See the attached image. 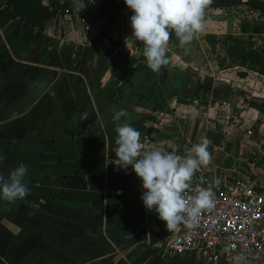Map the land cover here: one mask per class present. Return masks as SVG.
<instances>
[{
  "label": "crops",
  "instance_id": "crops-1",
  "mask_svg": "<svg viewBox=\"0 0 264 264\" xmlns=\"http://www.w3.org/2000/svg\"><path fill=\"white\" fill-rule=\"evenodd\" d=\"M5 3L0 0V155L6 157L0 173L7 177L26 165L30 194L15 203L0 200V264H222L193 254L170 256L141 234V182L131 167L125 174L111 163L112 113L125 109L142 142L153 130L144 150L185 157L183 146L205 138L212 150L216 129L227 127L229 116L240 124L254 120L261 125L264 76L239 67L221 71L216 59L213 69L220 76L198 75L189 98L191 83L177 85V78L168 77L170 57L162 71L149 72L141 59L135 63L131 55L138 45L127 44L124 36L121 54L104 56L95 40L103 35L105 17L97 15V37L71 36L66 18H51L38 32L14 19ZM209 10L232 14L222 24L230 22L233 35H241L243 22L250 23L247 34L253 22L264 29V17L244 6ZM255 38L260 43L264 34ZM177 96L188 104H179ZM218 107L227 111L226 121ZM228 137L220 141L232 140ZM223 150L213 148L215 156Z\"/></svg>",
  "mask_w": 264,
  "mask_h": 264
},
{
  "label": "clouds",
  "instance_id": "clouds-1",
  "mask_svg": "<svg viewBox=\"0 0 264 264\" xmlns=\"http://www.w3.org/2000/svg\"><path fill=\"white\" fill-rule=\"evenodd\" d=\"M212 0H124L132 15L129 17L131 38L142 47V57L149 70L159 73L169 63V41L174 33L179 45L190 44L203 31L205 9ZM95 3V2H90ZM86 2L77 4L78 13ZM115 133L111 163L117 171L129 167L141 182V196L145 209L155 212L165 224L167 232L175 231L181 224L192 230L197 227L201 213L213 207L210 188L197 187L195 195L186 196L191 180L201 166L211 162L209 141L205 138L194 144L188 155L181 157L174 152L160 150L142 151L150 143L141 141V133L128 119L125 109L113 110ZM122 118H124L122 120ZM6 159L0 155V162ZM28 168L23 163L13 168L7 177L0 173V200L15 203L24 200L30 189L24 182ZM218 183V181H216ZM242 261L243 255L239 257Z\"/></svg>",
  "mask_w": 264,
  "mask_h": 264
},
{
  "label": "rangeland",
  "instance_id": "rangeland-1",
  "mask_svg": "<svg viewBox=\"0 0 264 264\" xmlns=\"http://www.w3.org/2000/svg\"><path fill=\"white\" fill-rule=\"evenodd\" d=\"M86 1L87 0H81L82 3ZM93 1L96 4V11L94 15H98L102 20L105 17L102 26L103 35H101L100 39L95 40L96 46H103V55H113L116 57L118 54H121L118 47L122 36H124L123 38L126 39L127 44L135 42L136 46L134 47H137L138 45L137 48H133V55H131L135 60V63H138L140 59L143 63H145L144 58L142 57L141 44H137L136 41L131 38L129 17L132 13L127 9L126 5L117 6L116 0ZM238 12L244 13V11ZM231 15L232 14H230L229 11L214 13L209 10V7H207L204 15V29L196 35L190 44L181 47L177 38H170L167 57H170L171 63L166 67L170 72L168 77H171L173 80L177 78V82L180 81V83H176L177 85L188 80L191 83V91L188 92V97L190 96L189 98L194 97H192V95L195 91V84L198 75L207 79H213L220 76H216V70L213 69V62L216 61L217 56H223V52L220 48H218L216 54H212L209 47L204 42V37L207 34L215 32L219 33L218 36H222L224 33H229V29H231L232 26L231 23L229 22V25L226 24V26L222 23H224V20L230 18ZM95 22L98 23V26L93 27L90 34H83L81 25H79L77 21H72L70 23L72 26L71 36L75 34L78 37H85L96 34V32H99L97 29L100 27L99 23L101 20L96 18ZM116 35L119 39L111 44L112 38H116ZM78 37L76 38L78 39ZM128 54V58H131L130 52ZM143 65L146 67L147 71L152 72L147 68L146 64ZM163 69L164 66L161 71ZM238 83L239 81H236V84ZM240 85L244 86L245 83L241 82ZM181 90L182 89H180V91ZM181 92L182 93H180V95H182L184 91L182 90ZM175 99L176 101L179 99L185 100L184 98L178 96L175 97ZM215 99H218V96H215ZM189 100L191 101V99ZM244 109L246 108H243V110ZM217 110H219V113L223 117V121H226L228 119L227 111L225 109H220V107H218ZM229 118L228 122L230 120V124L225 123V125L227 124V127L223 126V124L216 129L217 136L215 144L211 145L212 150H210V146H208V151L211 154V162L214 166H216V168H209V164L206 167V170L208 173L216 172L221 177L226 179L231 177L243 178L251 182L253 186L261 185V187L264 188V121L261 119V125L257 124V121L254 120H249L240 124L238 120L234 121L231 116H229ZM236 125L239 126L236 127ZM231 126H233V130L230 128ZM248 131L251 132L250 135L247 133ZM174 135V137H177L176 133ZM227 136H229L228 139L232 138V140L220 141V139H224V137L227 138ZM194 144H196V142H194ZM215 146L222 148V150L225 149L221 152L218 151L217 155L219 156V159L218 156H215V152L213 151ZM189 149L190 148L188 146H186V148L184 146L182 147V150L185 152H188ZM142 151L146 150L142 149ZM262 193H264V189ZM247 264H264V257L250 253L248 255Z\"/></svg>",
  "mask_w": 264,
  "mask_h": 264
},
{
  "label": "built area",
  "instance_id": "built-area-1",
  "mask_svg": "<svg viewBox=\"0 0 264 264\" xmlns=\"http://www.w3.org/2000/svg\"><path fill=\"white\" fill-rule=\"evenodd\" d=\"M55 1L65 7L63 15H54V20L77 21L82 33L92 32L97 24L96 4L90 3L93 0H87V6L79 13L77 4L82 3L81 0ZM116 4L125 5L124 0H116ZM190 184L186 196L195 195L193 189L197 187L210 188L214 204L201 213L197 227L189 230L181 224L166 240L158 243L168 255L193 254L222 264H246L250 253L264 257V193L261 189L243 178L226 179L216 172L208 173L204 166L195 173Z\"/></svg>",
  "mask_w": 264,
  "mask_h": 264
},
{
  "label": "trees",
  "instance_id": "trees-1",
  "mask_svg": "<svg viewBox=\"0 0 264 264\" xmlns=\"http://www.w3.org/2000/svg\"><path fill=\"white\" fill-rule=\"evenodd\" d=\"M5 6L11 12L12 17L18 20L24 27H33L38 32L45 31L51 18L54 15H63L64 5L61 6L55 0H6ZM244 6L252 12L259 13L264 17V1L261 0H212L208 6L213 10H228ZM250 23L243 22L240 26L241 35L226 33L222 36L207 34L204 42L209 47L212 54H216L220 48L223 56H217V67L219 70H227L239 67L264 76V41L255 35L264 34L261 24L253 22L252 33L247 34ZM171 38H176L174 33ZM138 44L139 42L136 41ZM140 44V43H139ZM239 77H244L243 72H238ZM179 104H188L186 100H177ZM153 133L148 129L147 140H150ZM140 212V232L144 236L145 232L150 243L157 244L166 240L172 232H167L163 221L159 220L155 212H149L144 205L139 206Z\"/></svg>",
  "mask_w": 264,
  "mask_h": 264
},
{
  "label": "water",
  "instance_id": "water-1",
  "mask_svg": "<svg viewBox=\"0 0 264 264\" xmlns=\"http://www.w3.org/2000/svg\"><path fill=\"white\" fill-rule=\"evenodd\" d=\"M124 47H125V41H123V42L121 43L120 50H123Z\"/></svg>",
  "mask_w": 264,
  "mask_h": 264
}]
</instances>
